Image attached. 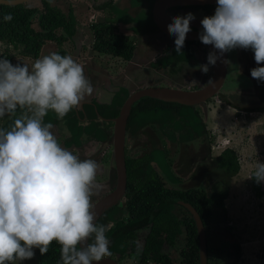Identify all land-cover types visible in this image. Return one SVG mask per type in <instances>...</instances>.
I'll return each instance as SVG.
<instances>
[{"label":"trees","instance_id":"16d2710c","mask_svg":"<svg viewBox=\"0 0 264 264\" xmlns=\"http://www.w3.org/2000/svg\"><path fill=\"white\" fill-rule=\"evenodd\" d=\"M41 1L42 8L27 7L25 4L12 7L0 4V47L3 45L19 47L20 54L23 56L36 58L46 42L56 41L61 44L75 35L77 21L72 10L63 11L56 8L52 4L53 0ZM128 2L127 8L135 9L133 12L129 13V9L121 6V0H108L102 5L103 10L108 8L103 19L91 21L89 26L92 33L91 48L96 53L131 61L137 44L135 39L143 35L155 37L158 27L152 17L154 0H129ZM182 7L195 8L203 12L205 16H212L215 14L217 5ZM7 14L13 17L10 22L3 20ZM174 41L149 63L156 71L168 73L171 76L181 73L184 63L192 62L196 45L199 44V41L185 40L184 47L181 49L182 53L177 54ZM2 58L11 61L8 55H2ZM261 67H264V63H261ZM260 83L257 87L260 105H252L253 102L250 101H246L249 102L247 104L237 103L239 101L234 100L232 96L220 92L215 95L216 98L214 96L208 99L205 105L219 100L220 104L225 103L227 107L232 106L235 109L233 119L236 122L245 121L248 117H252L253 112H264V81ZM129 92L127 88L121 87L112 102L98 104L93 101L92 105L85 106L84 113L74 111L67 114L64 121L70 132L69 146L82 147L90 140L101 144L111 142L113 126L111 118L117 116ZM240 111L245 113L241 114ZM85 113L87 114L86 122L81 121ZM206 113L201 105L187 106L152 97H141L132 105L128 119L131 134L150 135L149 131H153L160 143L148 138V141H151L149 144H137L139 148L137 155L129 157L126 153L125 196L127 199L124 207L131 217L136 219V226L138 221L139 229L145 228L146 232L142 235L141 247L138 250L135 244V233L133 231L132 234L128 233L126 229L122 233L120 225L114 226L108 233L111 238L112 253L124 256L130 250L135 253L137 251V259L145 262L142 264L150 261L154 264H199L195 222L189 211L179 203V201H185L197 210L203 221L207 234V264L240 263L244 254L240 242L231 241L221 246L208 244V236L213 237L215 227H220L223 232L232 235V222L228 220L226 207L230 185L226 179L240 171L242 161L240 162L238 151L232 146H225L220 153L213 155V137L205 120ZM21 115L22 113L17 111L14 115L8 116L0 128L11 127L12 122ZM44 121L55 125L59 119L50 111ZM193 141H198L199 145H202L201 148L205 149L203 153L207 152V156L202 157L203 161L209 157L215 164V169L222 175L223 180L220 183L223 185L220 190H214L211 184H206V188L202 187L205 174L202 177L203 180L201 179L197 185L183 187L185 180L190 181L189 178H193L197 171L191 165L190 169L184 170L181 160L179 162L182 164L174 165L175 159L171 157V154L176 151L179 153L175 146L187 145ZM200 151L196 150L197 153ZM260 160L264 162V157L262 156ZM200 164V162L195 163L197 166ZM253 172L251 171V174ZM252 181L256 198L264 203V192L260 189V184H257L254 179ZM119 209H121L120 206L116 205L108 212L117 214ZM103 218L102 215L97 222L102 224ZM109 218L112 217L109 216ZM124 233H127L129 238L122 237ZM223 240L221 238V241ZM36 252L38 264H57L60 259V246L56 241L50 244L48 253L41 255L38 248Z\"/></svg>","mask_w":264,"mask_h":264},{"label":"clouds","instance_id":"9594fccd","mask_svg":"<svg viewBox=\"0 0 264 264\" xmlns=\"http://www.w3.org/2000/svg\"><path fill=\"white\" fill-rule=\"evenodd\" d=\"M3 2L12 7L16 0ZM12 19L11 14L3 17ZM194 19L192 13L175 16L167 26L177 54ZM201 24L199 39L219 55L209 52L207 64L190 70L207 73L209 65L236 48L251 49L256 63H264V0H217L215 14ZM251 76L264 81V67L253 68ZM93 92L83 66L71 55L52 52L31 68L0 58V118L22 113L11 127L0 128V264L32 259L37 248L44 255L53 241L60 246L57 264H99L112 256L109 229L97 222L92 204L98 193L96 161L81 160L62 147L53 123L44 121L50 111L63 120ZM260 161L249 178L264 192Z\"/></svg>","mask_w":264,"mask_h":264},{"label":"rangeland","instance_id":"374dc122","mask_svg":"<svg viewBox=\"0 0 264 264\" xmlns=\"http://www.w3.org/2000/svg\"><path fill=\"white\" fill-rule=\"evenodd\" d=\"M85 1L89 3L88 0H76L75 3L80 2L86 5ZM117 4L120 8L119 3ZM58 6H56V8ZM59 8L64 10L62 6H59ZM90 9V13L95 12L99 15V20L103 19L104 13H102V8L93 10V8L90 7ZM107 10L108 8L104 11ZM72 12L77 22L82 21V17L84 19V17L88 15V13L84 15L85 11L79 12L75 9L72 10ZM201 13V11H198L196 14L203 16ZM133 39L135 38L133 37ZM135 40L137 44L135 46L133 59L134 57L137 58V64H131L122 60L120 57L96 52H94L93 61L98 67L106 70L113 76H115L116 73L126 72V86H134V90L148 86H171V83L167 82L165 77V74L168 73L156 71V69L152 68L149 63H147L148 61L145 60L147 58L145 54L147 53L153 54V57L151 56L152 60L155 57L154 50L158 48L155 37L143 35L138 36ZM148 46L151 48L149 51L147 49ZM18 52L19 47L7 48L1 46L0 58L2 55H8L13 64H26L27 61H32L30 58L26 57L23 60L17 59L19 55ZM84 54L86 55V64L82 60H78V63L83 66L86 77L89 78L92 83L104 80L105 77L103 72H98L99 68L96 69L92 63L93 61L90 58L92 54L89 47H85ZM256 67H261V64L258 65L256 63L254 52L251 49L244 50L236 48L228 52L226 77L219 92L232 96L234 100L239 101L237 103L247 104L249 102L246 101H250L253 102L252 105H260L261 102L259 94L257 93L258 88L256 80L251 76V70ZM127 80H129V82H127ZM216 97L217 96H215V98ZM207 106L203 105L202 107L204 111L207 112L205 120L213 137V155L220 153V149L225 146H232L238 151L242 160L240 171L231 178L226 179V182H229L230 185V195L226 200V207L229 215L228 220L232 222V235L228 232H223L220 227H215L212 233L213 237L211 238L208 236V244L211 246H221L223 244H229L231 241H238L241 243L244 253L239 264H264V203L256 198L254 183L252 179L249 178L251 176V171L255 170L257 161H260L262 156L264 157V152L259 155L260 152L264 151V112H253L252 117H248L245 121L236 122L233 119L235 109L232 106L227 107L225 103L220 104L219 100ZM7 117L8 116L0 118V126L6 121ZM53 133L56 134L54 131ZM149 134L153 133L149 131ZM150 136L153 137L156 143H160L157 136L154 134ZM68 137L69 138H64V136H60L57 137V139L59 142L61 141V145L65 142V148L77 155L81 160L91 159L97 163L96 180L94 184L98 186V193L92 198L93 202L97 197L107 192L108 186L110 187L113 185L111 180L113 181L115 172L112 161V150H106L108 144H101L95 141H87L82 147L69 146L70 136L68 135ZM139 138L140 140L137 141L138 145L146 141L145 136H140ZM129 144L130 143L127 141L126 146ZM201 146L202 145H199V143L198 146H194L193 143L175 146V149H178L179 153L176 151L177 154L174 152L171 154V157L175 159L174 165L183 163L184 170H188L193 166L197 171V174H195L193 178H189L190 181L188 179L185 180L184 186L183 184L182 186L197 185L205 174L202 187L206 188V184H211L214 190H220L223 185V183H220L223 177L215 169V164L209 157L206 158L207 162L203 161L202 157H205L204 155L207 156V152L203 153L205 149H202ZM196 150L200 152L197 153ZM138 151L139 148L137 146L128 147L127 155L129 157L137 155ZM180 160L182 163L179 162ZM196 162H200L201 164L197 166L195 165ZM216 180L219 183H216ZM221 238L224 240L221 241ZM134 256L135 254L132 256L133 260L137 258V256ZM16 264H38L36 249L35 256L32 259L20 262L17 261Z\"/></svg>","mask_w":264,"mask_h":264},{"label":"water","instance_id":"95a60500","mask_svg":"<svg viewBox=\"0 0 264 264\" xmlns=\"http://www.w3.org/2000/svg\"><path fill=\"white\" fill-rule=\"evenodd\" d=\"M27 0H16L15 5L23 4ZM0 3L8 5L0 0ZM217 5V0H154L152 5V17L157 27L173 41L175 36L168 31V24L173 22L172 14H169L168 9L174 6H192V5ZM204 17H195L190 22L191 31L186 35V40L199 41V33L203 31L201 20ZM207 51H219L212 45H206ZM228 64V52L221 56L215 65L210 66V76L208 80L195 89H184L174 86H148L139 88L131 92L122 103L117 116L111 118L113 122L111 142L109 147L112 150V161L115 172V184L113 188L107 193L97 198L92 204L98 219L108 210L119 204L126 193L127 188V167H126V125L130 116L132 105L141 97H152L166 102H176L187 106L205 105L206 101L214 97L222 87ZM209 79L213 81L208 84ZM191 214L198 235V250H199V264H207V234L203 221L197 210L188 202L179 201ZM99 264H118L117 261L111 257L99 262ZM141 264V263H135Z\"/></svg>","mask_w":264,"mask_h":264},{"label":"crops","instance_id":"0c3cea01","mask_svg":"<svg viewBox=\"0 0 264 264\" xmlns=\"http://www.w3.org/2000/svg\"><path fill=\"white\" fill-rule=\"evenodd\" d=\"M76 0H53L52 4L54 6H62L64 8L61 9L63 11H69L71 10H77L79 12H84V15L88 13V15L86 17H82V21H79L76 23V33L75 35L71 38L68 39L66 41H63L61 44L56 42V41H48L46 42L40 49V52L38 54V56L36 58H32V57H27V56H23L22 54H20V51L18 52L19 55L17 57V59L23 60L25 57L26 58H30L32 61H27L25 65H28L29 68H31L32 64L35 62L36 59H39L45 55H48L52 52H57L60 55L64 56V55H71L74 60L76 62H78V60H82L83 62H85L86 64V55L84 54V49L85 47H89L90 52H91V60L93 61L94 59V50H92L91 48V44H92V33L90 31V24L91 21L95 22L97 20H99V15L96 14L95 12H89L91 9L90 7L93 8V10L95 9H103L102 5L104 4V2H106V0H88V2L90 3H86V5H84L83 3L81 4L80 2L75 3ZM129 0H121L122 5L124 7H128L129 6ZM75 3V5H74ZM27 7H35V8H42V4L40 0H33L32 3L27 4ZM58 6V8H59ZM130 10V12H133L135 9L133 8H128ZM102 13L106 14V11L102 10ZM93 17V19L91 18ZM103 18V17H102ZM132 25V24H131ZM4 47L7 48H12L11 45H3ZM2 58V57H1ZM131 64L136 63L137 64V58L134 57V59H132L131 61H127ZM94 67L99 68L98 72L102 71L104 74L105 79L100 81V82H94L92 83L93 87H94V92L91 96H88L85 98V100H83L81 102L80 105H78L77 107L73 108L68 114H71L72 112L75 111V113H78L79 111H83V113L85 112V106L87 107L88 105H92L93 101H95L98 104H103V103H110L113 100V97L115 96V94L120 90L121 87H125L127 88L131 93L134 91V86H126V72H120V73H116L115 76L109 74L106 70L101 69L100 67H98V65L95 64V62H92ZM127 82H129V80H127ZM133 85V84H132ZM87 120V114L85 113L84 116L81 118V121H85ZM67 130V131H65ZM52 131L56 132V136L57 137H63L64 138H68V135L70 136V132L67 128V126L65 125V121L64 118L63 120H60L57 122V124L54 125V128L52 129ZM111 135H112V128H111ZM92 140H90L91 142ZM94 142V141H93ZM61 143V141H60ZM98 143V142H97ZM65 142L62 143V147L65 148ZM103 144H108L106 150L110 149L109 144L110 142H106ZM106 152V151H105Z\"/></svg>","mask_w":264,"mask_h":264},{"label":"flooded vegetation","instance_id":"af4514ba","mask_svg":"<svg viewBox=\"0 0 264 264\" xmlns=\"http://www.w3.org/2000/svg\"><path fill=\"white\" fill-rule=\"evenodd\" d=\"M32 2H33V0H27L23 4L28 6L27 4L32 3ZM0 4H2V3H0ZM41 4H42V1H41ZM2 5H4V4H2ZM198 11L199 10L195 9V8L182 7V6H174V7H170L168 9L169 14H172L174 16H186L188 13L191 12L192 14H194L195 17H205V14L203 12L201 13L203 16H200L199 14H196ZM155 41H156V45H158L157 50L156 49L154 50L155 51L154 52V56L155 57L159 56V53L161 54L162 51H165L167 46L173 42V40L169 36L164 34L159 28H158V31L155 34ZM147 49L149 51L151 48L148 46ZM148 54H149V56H148ZM145 56H147V58L145 59V60L148 61L147 63H150L152 61L153 54L152 53H147V54H145ZM207 56H208V51H207L206 45H204L202 42H199V44L196 45V50H195L194 58H193L192 62L184 63L182 71L178 75L171 76L170 74H165L167 82L171 83V86L180 87V88H184V89H187V88H189V89L198 88L201 84L205 83L208 80V78L210 76V66L211 65H209V71L207 73H203L200 70H190V69H196L198 65L207 64L208 63ZM186 65H188V69H185ZM255 80H256V85L258 87V85H260L261 83H260V81H257V79H255ZM193 81H195V82H193ZM135 90H137V89H135ZM151 132L153 133V131H151ZM153 134H150V135H153ZM144 135H145L146 141L143 142V143H145L143 145H147L151 141H154L153 137H151L150 135L141 134V136H144ZM139 137H140V135L137 136V134L136 135L131 134L130 128L128 127V122H127V125H126V140H125V152L126 153L128 151V147H131V146H135L136 147L137 146V140H140ZM148 138H150L151 141H148ZM127 141L130 144L126 146V142ZM113 168H114V165H113ZM111 182L113 183V185H111L110 187L108 186L107 192L110 191L113 188V186L115 184V177H114L113 181L111 180ZM107 192H105V193H107ZM102 195H100V196H102ZM99 197H97V198H99ZM126 199L127 198L124 195L123 200L119 204H117L121 208V209H119L117 214L109 213L108 211H110L112 209L111 208L110 210L106 211L103 214L104 218L102 219L101 222H102V224H104V225H106L108 227L109 231L114 226L116 227L118 225H120V227L122 229V233H123V230H125V229H126V232H128V233L131 232V234H132V231H133V233H135V239H136L135 240V244H136V247L139 250L140 247H141V243H142V238H143L142 235L145 234L146 229L145 228H144V230L139 229L138 221H137V225L138 226H136V223H135L136 219H134V217H131L130 213L124 207ZM109 216H111L112 218H109ZM109 231L107 232L106 235L111 240L110 236L108 235ZM122 237L129 238L127 233L122 234ZM110 250H111V248H110ZM172 250L173 249L171 248V251ZM133 254H135L134 257H136L137 256V251L135 253L134 251L130 250L124 256L119 254V253H112L111 258L115 259L118 264H135V263H141L142 264V263H145V262H142L140 259L138 260L137 258L135 260H133L132 259L133 258L132 257ZM147 264H154V262L150 261V262H147Z\"/></svg>","mask_w":264,"mask_h":264},{"label":"built area","instance_id":"2783aa9c","mask_svg":"<svg viewBox=\"0 0 264 264\" xmlns=\"http://www.w3.org/2000/svg\"><path fill=\"white\" fill-rule=\"evenodd\" d=\"M93 19V17H91ZM241 114H244L245 112L244 111H240ZM220 144V143H219ZM262 185V188L264 189V182L261 183Z\"/></svg>","mask_w":264,"mask_h":264}]
</instances>
